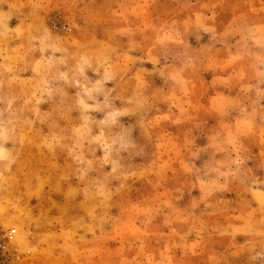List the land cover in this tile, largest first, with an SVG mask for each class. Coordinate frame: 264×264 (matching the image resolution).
Instances as JSON below:
<instances>
[{
  "label": "rangeland",
  "instance_id": "1",
  "mask_svg": "<svg viewBox=\"0 0 264 264\" xmlns=\"http://www.w3.org/2000/svg\"><path fill=\"white\" fill-rule=\"evenodd\" d=\"M0 264H264V0H0Z\"/></svg>",
  "mask_w": 264,
  "mask_h": 264
}]
</instances>
